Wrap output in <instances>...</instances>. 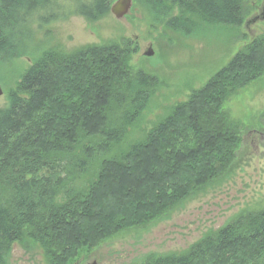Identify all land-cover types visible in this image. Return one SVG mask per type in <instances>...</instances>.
<instances>
[{"label": "trees", "instance_id": "obj_1", "mask_svg": "<svg viewBox=\"0 0 264 264\" xmlns=\"http://www.w3.org/2000/svg\"><path fill=\"white\" fill-rule=\"evenodd\" d=\"M113 1L0 0V64L22 53L30 16L36 14L44 23L72 16L96 20L110 11ZM143 1L174 27L183 28L189 19L183 17L185 11L214 22L240 25L243 21L244 0ZM175 5L181 17L172 16ZM263 45L264 36L254 39L203 88L175 104L144 139L123 148L120 143L128 126L140 119L154 88L152 77L132 71L126 47H87L61 58L51 53L29 67L9 105L0 109V170L20 172L8 180L14 201L8 203L0 196V264L14 241L25 247L39 243L48 264H72L82 251L92 250L125 227L145 224L224 173L240 143L237 125L224 104L262 74L264 57L259 62L257 54ZM62 60L69 70H83L72 71L58 91ZM112 103L121 114L118 127L109 122ZM39 114L41 124L35 121ZM75 128L102 134L104 152L117 141L121 149L118 156L100 163L83 188L76 180L91 167L93 155L67 143L74 141ZM109 178L114 179V187ZM213 244L220 252L236 249L247 264H264V209L239 229L232 224L220 228ZM189 259L177 256L173 261L190 264ZM163 260L150 257L143 264Z\"/></svg>", "mask_w": 264, "mask_h": 264}, {"label": "rangeland", "instance_id": "obj_2", "mask_svg": "<svg viewBox=\"0 0 264 264\" xmlns=\"http://www.w3.org/2000/svg\"><path fill=\"white\" fill-rule=\"evenodd\" d=\"M263 4L264 0H244L240 25L214 22L185 11L183 17L189 19L182 23L183 28L161 21L143 0H133L128 14L120 19L109 11L96 20L72 16L44 23L34 14L26 23L28 36L22 53L0 64L3 88L0 109L9 105L10 96L25 71L47 54L54 53L61 58L71 57L87 47H126L132 71H143L154 79L151 80L153 94L147 107L140 119L128 126L125 139L120 143L121 148L126 147L144 139L146 132L175 104L186 101L239 51L264 36V19L248 23L260 14ZM180 13V8L175 5L172 16ZM149 46L154 50L152 56L145 55ZM263 57L264 45L257 54L259 62ZM60 62L64 72L61 70V75L58 74V88L68 82L72 71L83 70V67L69 70L66 61ZM70 64L76 66V61ZM261 73L237 89L224 104L240 135L236 157L228 169L145 224L125 227L100 241L92 250L82 251L80 258L72 264H143L150 257L170 258L161 264H174L173 258L177 256H189L190 264H247L236 249L218 251L213 238L228 224L237 229L243 227L264 209V69ZM113 87L116 91L117 87ZM108 113L111 127H118L121 114L116 103L111 104ZM36 120L37 124L42 123L41 114ZM58 130L57 133L62 131L60 127ZM73 135L74 141L67 143L76 145L80 151L84 147L90 156L93 155L91 167L76 180L83 188L84 183L96 175L100 163L118 156L121 149L117 141L104 152L105 137L98 133L87 134L85 129L75 128ZM18 175V170H0V196L8 203L14 201L8 180ZM115 177L118 181V176ZM109 180V185L114 187L115 182L111 181L114 179ZM2 255L3 264H48L45 250L39 243L25 247L22 242L14 241ZM250 262L248 264H253Z\"/></svg>", "mask_w": 264, "mask_h": 264}, {"label": "water", "instance_id": "obj_3", "mask_svg": "<svg viewBox=\"0 0 264 264\" xmlns=\"http://www.w3.org/2000/svg\"><path fill=\"white\" fill-rule=\"evenodd\" d=\"M133 4V0H116L110 8L111 13L114 14L116 18H122L125 15L128 14ZM259 19H264V5L262 7V11L259 15H255L253 18H251L248 23L255 22ZM154 54V50L151 46H149L146 51L145 55L152 56ZM3 94V88L0 85V96ZM90 264H96V262L90 263Z\"/></svg>", "mask_w": 264, "mask_h": 264}, {"label": "bare ground", "instance_id": "obj_4", "mask_svg": "<svg viewBox=\"0 0 264 264\" xmlns=\"http://www.w3.org/2000/svg\"><path fill=\"white\" fill-rule=\"evenodd\" d=\"M113 2H114V1H113ZM263 5H264V4H263ZM134 38H135V37H134ZM147 48H148V47H147ZM147 48H146V49H147Z\"/></svg>", "mask_w": 264, "mask_h": 264}]
</instances>
